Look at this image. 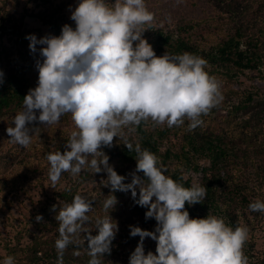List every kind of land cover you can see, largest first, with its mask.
Segmentation results:
<instances>
[{"label": "clouds", "instance_id": "clouds-1", "mask_svg": "<svg viewBox=\"0 0 264 264\" xmlns=\"http://www.w3.org/2000/svg\"><path fill=\"white\" fill-rule=\"evenodd\" d=\"M69 7L74 27L65 23L59 35L39 38L26 34L30 52H37L36 46L41 45L42 59L35 63L37 83L23 97L22 109L11 117L12 126L5 129L14 143L28 147L39 127L34 121L52 125L71 113L75 128L65 150L46 154L51 184L56 185L62 172L78 175L91 169L107 174L101 180L110 185V195L102 203L107 215L96 218L95 235L86 226L91 200L75 194L56 213L58 264H63L66 247L78 243L82 233L90 257L87 264H101L103 254L111 251L118 231V223L109 215L117 203L114 190H130L134 203L146 207L145 219L156 221L152 231L129 226V235L140 239L128 264H248L243 252L248 227H232L216 215L190 217L185 203H201L205 186L181 185L165 174L156 154L139 143L133 145L123 133L126 126L149 118L168 127L179 126L185 119L189 129L200 125L201 116L223 100L219 81L206 71L207 61L189 52L157 56L142 35L154 19L145 0H77L74 8ZM114 137L136 153L128 183L102 149L111 147ZM248 208L264 212V201L256 199ZM40 219L38 214L36 220ZM145 237L156 241L155 253H145ZM0 264H15V259L6 255Z\"/></svg>", "mask_w": 264, "mask_h": 264}, {"label": "trees", "instance_id": "trees-1", "mask_svg": "<svg viewBox=\"0 0 264 264\" xmlns=\"http://www.w3.org/2000/svg\"><path fill=\"white\" fill-rule=\"evenodd\" d=\"M235 1L231 0L227 6ZM250 11L255 16L242 19ZM13 12L6 9L0 13V260L12 255L15 264H58L54 242L59 235L55 219L59 208L70 203L75 194L91 200L93 207L87 213L90 220L86 226L95 235L96 218L107 215L102 203L110 195V185L105 186L101 181L107 177L104 171L94 173L91 169L82 170L78 175L62 172L56 185L51 184L46 154L65 150V142L75 128L71 113L63 114L52 125L40 126L34 121L39 127L33 131L28 147L9 139L5 129L12 126L11 117L22 109L23 97L36 86L38 77L34 54L28 55L18 48L25 43L26 34L22 31V20ZM56 15L44 12L40 16L59 34L66 16ZM231 17L236 18L231 31L203 44L196 43L190 34L185 35L186 24L150 25L151 30L142 33L157 56L165 52H189L204 58L206 71L221 85L223 100L207 115H202V123L195 128L189 129L187 119L179 126L174 125L176 133L182 136L180 150L161 151L160 142L171 127L154 121L148 124L150 119L126 126L123 133L133 145L139 143L156 154L166 169L165 174L181 185L195 184L190 176L184 175L181 164L201 173L197 185L205 186L206 196L201 203L191 206L185 203L190 217L216 215L235 227L249 220L253 211L248 204L254 198L260 196L264 201L261 186H264V115L255 109L262 102L254 89H245L236 98L238 89L231 84L246 70L264 74V0L251 10L247 5L234 9ZM6 36L8 43L3 40ZM239 110H243V116L236 113ZM236 125H241L240 129L234 130ZM102 149L109 157L108 163L120 175L126 177L129 165H136V153L130 152L118 137L113 138L111 147L102 146ZM200 158L207 159L208 165H200ZM250 167L252 172H248ZM130 181L128 178L123 182ZM85 183L88 187H82ZM112 194L117 203L109 215L118 223V231L111 251L103 254L101 264H128L129 255L140 239L138 235H129V226L152 231L156 221L145 219L146 207L134 203L130 190H114ZM38 214L42 217L39 221ZM82 238L83 233L76 238L78 243L66 247L63 264H87L90 259L87 240L84 242ZM143 246L145 253L149 250L155 253L156 241L145 237ZM243 252L250 263L264 264V250H255L249 239L244 243Z\"/></svg>", "mask_w": 264, "mask_h": 264}, {"label": "rangeland", "instance_id": "rangeland-1", "mask_svg": "<svg viewBox=\"0 0 264 264\" xmlns=\"http://www.w3.org/2000/svg\"><path fill=\"white\" fill-rule=\"evenodd\" d=\"M262 0H236L232 6H227L231 0H145L146 7L149 11L154 14V19L151 25L159 26L158 24L165 25L168 23H179L186 24L185 35H191L196 43H201L206 41H212L216 37H221L227 34L233 29V25L236 18L231 17L232 11L236 8H241L242 5H247V8L256 7L258 2ZM77 0H0V13L2 10L10 9L13 10L15 15H17L19 21L22 20V31L25 34H35L37 38L43 35H59L57 34L56 28L50 27L49 24L45 23L40 16L42 13L52 12L57 14L56 16L65 15L66 20L62 21L69 23L73 27L74 22L70 19L71 5L72 8L76 6ZM238 17L240 13L237 12ZM255 16V12L250 11L247 15L243 16L242 19H252ZM168 22V23H167ZM145 27H148L145 25ZM145 29L144 32L151 30ZM3 40L7 43L9 42L8 36ZM12 42V41H10ZM22 45V46H21ZM29 41L26 39L24 44H19L18 48L22 49L23 53L34 54L35 63L37 59H42L39 57V48L41 45H37V52L33 53L29 50ZM28 55L25 54L26 57ZM36 68V67H35ZM37 70V69H36ZM231 83L232 86L238 89V93L234 94L236 98H240L245 91V89H254L258 93L257 99L258 109L261 115H264V74H259L256 71L246 70L241 73L238 79H233ZM226 112V111H225ZM236 113L239 116H243V110H239ZM150 119V118H149ZM152 120L148 122L151 124ZM129 126V125H128ZM161 126H167L166 123L161 124ZM172 126L165 137L162 138L160 142L161 151L164 153L166 149L180 150L182 144V136L176 133V130ZM241 125H236L234 130L240 129ZM245 146V143H243ZM200 165H208V160L205 158H200L198 160ZM183 166V173L186 177L190 176L195 184H198L201 179V173L196 171L188 170L186 165ZM135 169V164L131 163L129 165L128 174L126 179H131L130 173ZM252 172V168L248 170ZM138 174V173H137ZM88 187L87 183L83 184L82 187ZM262 186V191H264V186ZM260 199V196L254 198V200ZM263 201V200H262ZM18 212V210H17ZM257 214V216H256ZM249 220H245L243 223L248 227V239L252 241V245L255 250H264V212L253 211L249 214ZM248 264H252L248 261Z\"/></svg>", "mask_w": 264, "mask_h": 264}]
</instances>
